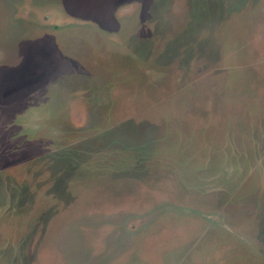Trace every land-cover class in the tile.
<instances>
[{"label": "rangeland", "instance_id": "obj_1", "mask_svg": "<svg viewBox=\"0 0 264 264\" xmlns=\"http://www.w3.org/2000/svg\"><path fill=\"white\" fill-rule=\"evenodd\" d=\"M0 264H264V0H0Z\"/></svg>", "mask_w": 264, "mask_h": 264}]
</instances>
